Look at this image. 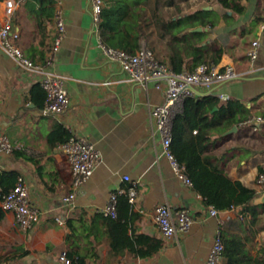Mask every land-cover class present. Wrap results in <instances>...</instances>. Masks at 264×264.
Wrapping results in <instances>:
<instances>
[{"label":"crops","instance_id":"1","mask_svg":"<svg viewBox=\"0 0 264 264\" xmlns=\"http://www.w3.org/2000/svg\"><path fill=\"white\" fill-rule=\"evenodd\" d=\"M135 2L142 15L141 43L148 45L160 61L171 54L170 31L179 26L177 22L183 16L201 9L220 14L214 27L199 26L206 32L203 44L221 46L223 52L216 64L230 65L237 76L209 90L199 88L193 98H217L218 104L208 112L211 115L227 101L238 103L234 106L233 122L224 119L222 125L207 130L219 167L257 192L253 202L259 204L258 215L256 224L251 226L256 231V243L250 253L252 257L260 255L264 250V204L259 199L264 183L259 184L257 176L260 169L264 170V0H242L241 13L226 9L217 0ZM103 3L105 6L106 0ZM57 8L63 11L66 33L50 68L63 79L68 92L70 103L63 112L40 113L44 96L42 74L22 67L0 45V133L13 145L11 153L0 155V170H14L24 178L40 215L36 224L22 229L13 213L5 212L0 221V237L12 240V264H61L58 257L66 249L68 232L65 219L82 214L90 225L79 248L86 255L87 264H202L216 231L220 228L223 233L238 234L240 220H250V214L235 207L211 215L204 198L174 174L163 154L159 132L149 125L150 109L165 100L167 82L161 79L160 87H156L155 80L146 84L132 81L102 53L88 0L19 3L12 21L19 33L16 44L23 54L45 65L57 32ZM5 18V0H0V27ZM181 35L178 32L174 41L182 42ZM254 40L259 42L257 57L250 59L248 50ZM185 59L189 68L193 59ZM220 94L229 98L223 100ZM258 116L262 120L257 123ZM57 125L71 136L94 143L101 156L71 204L61 200L70 190V163L59 149L60 143L49 140ZM125 175L129 180L123 179ZM127 185L136 192L127 215V235L131 239L137 235L160 239L162 247L151 257L136 256L127 248L116 253L111 248L112 237L103 209L110 193ZM162 203L173 209H188L192 224L187 232L162 235L153 218L154 208ZM57 216L63 224L55 220ZM92 248L96 257L90 254ZM219 264H227L224 256Z\"/></svg>","mask_w":264,"mask_h":264},{"label":"trees","instance_id":"2","mask_svg":"<svg viewBox=\"0 0 264 264\" xmlns=\"http://www.w3.org/2000/svg\"><path fill=\"white\" fill-rule=\"evenodd\" d=\"M111 1H115L114 4H109ZM135 1L106 0L98 25L99 37L104 44L122 49L130 54L135 53L144 45L141 43L144 37L141 25L142 15L137 10ZM217 1L235 13H241L244 9L241 4L242 0ZM224 16L229 17L228 14ZM219 17L218 12L204 9L183 16L182 20L177 22L179 26L170 31L172 37L170 42L171 54L165 61L157 60L176 73L183 70L192 71L201 63L216 64L222 55V47L203 44L206 32L195 29L199 26L214 27L218 23ZM180 31L182 42H175L174 38ZM185 57L193 59L189 68H186L187 59ZM44 99L45 93L43 104ZM217 104V98L211 95L201 99L185 98L182 111L173 119L170 150L176 161L184 167L194 190L204 198L207 205L213 206L218 211L240 207L242 213L250 214V220L246 218L240 220V233H223L221 231L224 245L223 256L227 264H264L263 249L261 254L255 257H252L250 253V247L256 243L254 240L256 231L251 226L256 224L255 219L258 215L257 207L259 204L253 202L257 192L240 180L232 179L219 167L216 161L217 156L212 153L211 149V134L207 130L222 125L224 119L227 123L233 122L234 106L237 107L238 103L227 101L217 111H214L213 115L208 114ZM70 137L71 134L61 125H57L49 134V140L55 143H63ZM260 173H264V170L260 169L258 174ZM17 177L18 173L14 170H0V191L7 192L12 188ZM130 207L131 203L128 201L127 195L125 193L118 194L116 216H104L112 237L111 248L116 253L127 248L136 256L151 257L162 247V241L146 235H137L131 239L127 235V215L130 212ZM4 215L5 211L0 206V221ZM82 215L78 217L69 216L65 219L68 232L65 237L66 249L64 251L72 264H87L86 255L81 253L79 248L80 241L83 239L84 233L89 231L90 225ZM90 254L94 257L97 256L94 248L90 250Z\"/></svg>","mask_w":264,"mask_h":264},{"label":"built area","instance_id":"3","mask_svg":"<svg viewBox=\"0 0 264 264\" xmlns=\"http://www.w3.org/2000/svg\"><path fill=\"white\" fill-rule=\"evenodd\" d=\"M23 1L25 0H5L6 18L0 27V45L10 56L16 58L22 67L42 74L40 85L44 90L45 99L40 113L45 115L58 114L63 112L70 103L63 79L50 68L53 64L54 54L66 33L64 14L60 8L55 11L54 20L57 32L45 65H42L27 58L16 44L19 33L14 28L12 16L18 4ZM88 2L94 31L98 34V46L102 53L109 60L116 62L132 81L146 84L150 80H155L156 87H160L161 79L166 80L165 100L150 109L149 125L152 130L155 128L159 132L163 154L168 159L174 174L186 184L192 186L184 167L176 161L170 150L173 119L182 111L184 99L195 96L197 89L209 90L226 80L236 77V72L230 65L220 67L218 64L201 63L192 71L183 70L176 73L160 63L146 45H142L133 54L107 46L101 41L98 29L104 7L103 0H88ZM251 45L248 56L250 59H255L259 42L254 40ZM220 97L223 100L229 98L227 94H220ZM261 120L260 116L255 119L257 123ZM58 147L68 159L71 170L70 190L62 195L61 200L66 204H71L79 187L92 175L101 156L94 143L75 135L58 144ZM12 150L13 145L7 136L0 133V155L9 154ZM123 179L129 180V177L125 175ZM257 182L259 184L264 183V173L258 174ZM122 193L127 195L130 203L133 202L136 192L131 185L111 192L103 209L106 215L116 216L117 196ZM0 206L5 212L13 213L16 223L22 229H27L39 221V211L30 199L28 186L22 176L17 177L15 185L7 192L0 191ZM209 213L215 216L218 210L209 205ZM153 218L162 235L166 237L174 236L179 232H187L192 224V216L188 209H173L167 203L158 204L154 208ZM55 220L59 224H63L62 218L57 216ZM223 251L224 245L219 228L214 234L209 254L202 264H219L223 258ZM58 260L61 264H72L65 251L60 253Z\"/></svg>","mask_w":264,"mask_h":264},{"label":"rangeland","instance_id":"4","mask_svg":"<svg viewBox=\"0 0 264 264\" xmlns=\"http://www.w3.org/2000/svg\"><path fill=\"white\" fill-rule=\"evenodd\" d=\"M147 47L149 46L147 45ZM4 240L1 236L0 237V264H12L13 262V245L11 246L12 240L10 238H6Z\"/></svg>","mask_w":264,"mask_h":264},{"label":"water","instance_id":"5","mask_svg":"<svg viewBox=\"0 0 264 264\" xmlns=\"http://www.w3.org/2000/svg\"><path fill=\"white\" fill-rule=\"evenodd\" d=\"M197 30H201L202 28L201 27H198V28H196ZM236 127H234L233 129H235ZM259 202L260 203H262V204H264V193L262 194V196L260 197V199H259Z\"/></svg>","mask_w":264,"mask_h":264}]
</instances>
